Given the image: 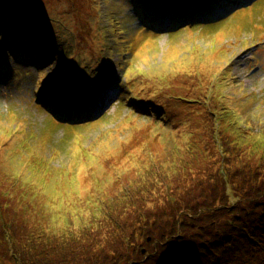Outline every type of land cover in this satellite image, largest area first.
Here are the masks:
<instances>
[{
    "label": "rangeland",
    "instance_id": "1",
    "mask_svg": "<svg viewBox=\"0 0 264 264\" xmlns=\"http://www.w3.org/2000/svg\"><path fill=\"white\" fill-rule=\"evenodd\" d=\"M243 4L0 0V219L37 212L61 264H264V0ZM115 204L149 225L126 240Z\"/></svg>",
    "mask_w": 264,
    "mask_h": 264
},
{
    "label": "trees",
    "instance_id": "2",
    "mask_svg": "<svg viewBox=\"0 0 264 264\" xmlns=\"http://www.w3.org/2000/svg\"><path fill=\"white\" fill-rule=\"evenodd\" d=\"M82 95V94H81ZM78 95L77 99H84L85 96L84 95ZM87 105V104H86ZM77 103H75V107H77ZM88 110H90V105L87 106H83L82 105V113L81 116L83 114H86L88 112ZM77 118V117H75ZM214 136H216V133L214 134ZM220 150L223 151L224 148L229 146V137H227L224 133V131L221 132L220 135ZM226 156L230 157L231 154L229 153V149L226 148V151L224 152ZM221 157H223L220 154ZM152 165L147 166V165H143V169L145 168L146 172H151L152 170ZM144 171V173H146ZM225 175V173H223ZM139 190H141V188L139 187ZM229 191H227L228 193ZM253 196V195H252ZM127 199L128 201L131 200V196L130 194L127 195ZM132 199H134L132 197ZM131 202V201H130ZM55 204L54 202H46L43 201V206H48V205H52ZM129 203V202H128ZM183 203L185 202H181L180 205L178 204V207L172 208V213H173V218L171 219L170 223H167V227H169L170 231L174 232L175 234H181L182 230L181 228H178V224L181 222V220L185 219V221L187 220V216L185 215V213L183 211H181L180 206L183 205ZM137 203H132L131 206L136 205ZM176 204V205H177ZM236 208V212L234 214L235 218H237V223L239 225L240 228H244V224L246 221H242V216L246 217L247 213L245 211V208L248 207V205H246V203H234ZM116 204L114 206H109V208L107 210H103V213L107 214L108 217H110L111 219L115 220V229L116 231L118 229H126L125 226H127V235L125 237L126 240L129 241V237L130 235L134 232H138L137 228L138 225L141 226L143 224V228H145V224L149 225V218L147 217H142L141 214H138L137 217H135L134 219H132V216L129 215V210L128 208H119V210L116 208ZM127 206V205H126ZM28 208V207H26ZM52 209H55V206L52 205ZM56 210V209H55ZM170 210V211H171ZM19 210L15 208V214H4V217L2 220L0 219V239H7L10 242L8 243V250L10 252V259H0V263H2V261H4V264H23L24 260H29V259H35L37 258L40 262V264H50V262H54L56 261L57 264H61L59 263V258H57V256L55 255L58 251H57V242L56 239L58 238H54L51 233H49L47 230H45L42 227V222L44 221V219L39 218V214L36 213H30L31 215H27V216H15L20 214V212H18ZM185 211V210H184ZM187 213V211H185ZM102 213V214H103ZM198 216H195L194 218H189L191 219L192 222H196V220H198ZM28 217H31L33 219L34 222H31L28 220ZM147 218V219H146ZM264 219V215H261L259 219ZM122 220H125L126 223H122ZM7 223V224H6ZM22 223H29V226L27 228H23L21 227ZM138 223V225H137ZM173 223V225H172ZM16 225V227L14 226ZM133 227L134 229L132 230ZM156 227H148V229L152 230ZM62 229V228H61ZM165 231H169V230H165ZM179 231V232H178ZM256 231H262L259 227H256L254 230H251L250 232H252V234L256 233ZM132 232V233H131ZM20 235L21 238H23L25 240V242H27L28 245H26L25 247L27 248V250H25V253H23V247H17L16 249H13L12 245H14L17 241V236ZM251 234L245 235L244 238H250ZM255 235V234H254ZM243 239V238H242ZM259 239H263L264 240V236H260ZM60 242H63V239H59ZM249 243L248 242H244L243 240H241V244H240V249L244 250L243 248H248L249 247ZM16 250H18L17 255H16V260H14L12 258L13 254L16 253ZM21 254L23 256H21ZM0 255H1V251H0ZM67 258H73V257H67ZM57 259V260H56ZM67 262H65L66 264Z\"/></svg>",
    "mask_w": 264,
    "mask_h": 264
},
{
    "label": "bare ground",
    "instance_id": "3",
    "mask_svg": "<svg viewBox=\"0 0 264 264\" xmlns=\"http://www.w3.org/2000/svg\"><path fill=\"white\" fill-rule=\"evenodd\" d=\"M230 4H231V3H230ZM50 107L52 108V110H53L57 115H59V116L62 117V118H66V119H67V117L65 116V113H64L63 111L54 108V107H55L54 105H51ZM68 119L70 120L71 118H68ZM28 219H29V217H28Z\"/></svg>",
    "mask_w": 264,
    "mask_h": 264
}]
</instances>
